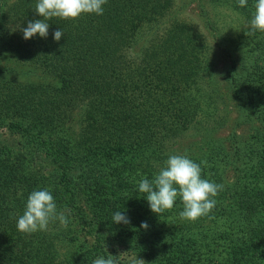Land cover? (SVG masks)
<instances>
[{"label":"trees","instance_id":"obj_1","mask_svg":"<svg viewBox=\"0 0 264 264\" xmlns=\"http://www.w3.org/2000/svg\"><path fill=\"white\" fill-rule=\"evenodd\" d=\"M248 1L250 8L237 10L251 20L256 0ZM36 3L2 0L0 50L21 63L41 65L55 73L60 83H0V128L4 117L18 119L8 124L14 133L56 137L49 142L56 157L85 162L88 169L81 171L87 180L106 184L107 175L115 177L111 185L128 202L121 212L130 223L114 222L113 227L158 264H264V201L247 211V203L241 197L235 200L236 193L223 186L220 192L225 195L218 193L217 206L209 216L189 222L179 216L183 210L179 198L161 217L150 210L146 194L138 191L137 182L144 177L152 180L176 153L174 140L198 126L211 131L224 127L210 114L213 99L198 81L210 63L202 36L190 26L175 23L154 32L146 42L145 34L167 16L169 0H108L103 15L52 18L47 21L46 39L37 34L25 40L21 28L41 18L34 12ZM56 30L64 33L59 42L54 40ZM76 113L84 127L72 148L61 143V152L57 144ZM248 157L259 160V192L264 195V137L253 138ZM6 160L0 152V264H64L56 232L25 234L17 229L28 196L41 190L42 183L20 178L14 163L1 162ZM227 160L219 153L207 161L193 159L202 169V178L217 184L223 183L222 164ZM64 169V182L71 184V169ZM75 199L76 194L73 203ZM128 205L134 212L127 211ZM142 222L148 223L147 230L141 228ZM216 256L222 257L219 263H210Z\"/></svg>","mask_w":264,"mask_h":264},{"label":"rangeland","instance_id":"obj_2","mask_svg":"<svg viewBox=\"0 0 264 264\" xmlns=\"http://www.w3.org/2000/svg\"><path fill=\"white\" fill-rule=\"evenodd\" d=\"M169 2L167 16L160 21L158 28L145 34L146 42L154 32L161 33L175 23L190 26L202 36L208 47L210 63L207 70L199 75L198 81L213 99L210 101V114L224 125L217 131L199 126L190 130L173 141L172 149L176 152L173 153L186 154L192 160L202 161L219 153L222 158L228 159V164H222V185L236 193L235 200L241 197L247 203V211H253L256 202L264 201L262 191L259 192L262 185L258 183L256 165L259 160L248 157L253 138L264 137V33L246 35L250 20L238 12V0ZM248 3L246 7L250 8ZM254 10L253 6V13ZM141 44H145L143 39ZM59 81L55 73L41 65L21 63L8 51L0 50V83L57 86ZM17 120L4 117V126L0 128V152L9 160L1 162L14 163L17 175L22 179H39L41 190H49L58 211L65 213L69 221L66 227L56 221L50 223L48 228L58 234V247L64 264H93L95 259L109 255H113L118 264H129L132 257H139L146 264H158L142 246L139 249L131 237L113 227L116 226L112 220L113 214L124 210L128 204L124 202L121 191L111 185L115 177L107 175L106 184L87 180L81 171L88 169L85 162L56 157V150L49 144L56 137L34 138L16 134L8 124ZM83 127L80 115L76 113L62 134L63 141L57 144L61 152L64 143L67 147H73ZM66 167L71 169V184L64 182ZM261 169L264 173V167ZM73 186L76 187L73 189ZM224 195V192L221 193L222 198ZM131 206L128 205V212H134ZM221 258L216 256L210 263H219Z\"/></svg>","mask_w":264,"mask_h":264},{"label":"clouds","instance_id":"obj_3","mask_svg":"<svg viewBox=\"0 0 264 264\" xmlns=\"http://www.w3.org/2000/svg\"><path fill=\"white\" fill-rule=\"evenodd\" d=\"M108 0H37L34 12L40 19L30 20L26 27L21 28L23 38L30 40L37 34L41 38L49 35L52 18L63 20H77L82 15H103L104 5ZM248 0H238L240 7H246ZM253 17L247 24L246 35L256 32L264 33V0H256ZM64 35L62 30H56L54 40L59 42ZM138 191L146 194L150 210L160 216L167 210L173 209L177 198L183 204L179 213L182 220L196 222L202 217L209 216L216 206L215 197L223 189L222 184H217L202 178V169L199 164L190 159L186 154H173L164 162V166L152 180L147 177L138 182ZM113 222L129 224L130 219L121 211L113 214ZM59 221L61 225L69 223L65 213L58 211L52 193L47 190H34L27 198L25 210L17 220V229L21 233L33 234L47 231L50 223ZM141 228L147 230L149 225L142 222ZM93 264H118V260L109 255L101 256ZM129 264H146L139 257L130 258Z\"/></svg>","mask_w":264,"mask_h":264}]
</instances>
